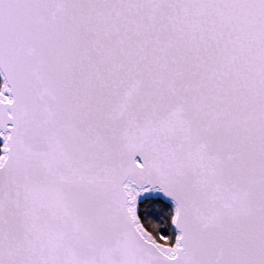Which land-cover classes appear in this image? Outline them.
Instances as JSON below:
<instances>
[{
    "label": "snow or ice",
    "instance_id": "6c2138e0",
    "mask_svg": "<svg viewBox=\"0 0 264 264\" xmlns=\"http://www.w3.org/2000/svg\"><path fill=\"white\" fill-rule=\"evenodd\" d=\"M0 264H264V0H0Z\"/></svg>",
    "mask_w": 264,
    "mask_h": 264
}]
</instances>
